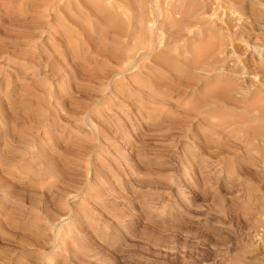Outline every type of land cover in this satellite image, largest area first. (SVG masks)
<instances>
[{"label":"rangeland","instance_id":"obj_1","mask_svg":"<svg viewBox=\"0 0 264 264\" xmlns=\"http://www.w3.org/2000/svg\"><path fill=\"white\" fill-rule=\"evenodd\" d=\"M0 264H264V0H0Z\"/></svg>","mask_w":264,"mask_h":264},{"label":"bare ground","instance_id":"obj_2","mask_svg":"<svg viewBox=\"0 0 264 264\" xmlns=\"http://www.w3.org/2000/svg\"><path fill=\"white\" fill-rule=\"evenodd\" d=\"M255 106V105H254Z\"/></svg>","mask_w":264,"mask_h":264}]
</instances>
